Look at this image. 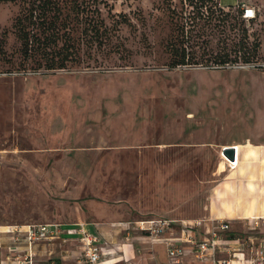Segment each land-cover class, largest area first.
Returning <instances> with one entry per match:
<instances>
[{
    "label": "rangeland",
    "instance_id": "374dc122",
    "mask_svg": "<svg viewBox=\"0 0 264 264\" xmlns=\"http://www.w3.org/2000/svg\"><path fill=\"white\" fill-rule=\"evenodd\" d=\"M55 1L76 43L85 8L109 37L80 45L65 69H38L12 29L21 5L0 0V225L153 213L239 232L264 215V151L252 145L264 144L262 58L221 66L201 48L198 64L170 68L178 0ZM233 2L220 5L264 19V0Z\"/></svg>",
    "mask_w": 264,
    "mask_h": 264
},
{
    "label": "trees",
    "instance_id": "16d2710c",
    "mask_svg": "<svg viewBox=\"0 0 264 264\" xmlns=\"http://www.w3.org/2000/svg\"><path fill=\"white\" fill-rule=\"evenodd\" d=\"M6 1L21 5L12 29L20 44L23 59L30 61L36 58L33 61L38 69H65L69 62L79 60L76 56L80 45H92L96 42L102 46L109 37L103 21L97 19V11L83 9L79 19L83 27L82 36L76 43L72 39L74 26L69 22L70 16L67 15L60 22L62 10L55 0ZM178 1L182 5L181 9L175 7L171 10L177 35L168 44L172 59L170 68L198 64L197 52L201 48L221 66L233 62L251 64L261 58L264 61V55L261 56L264 19L261 21L260 15L247 20L249 23L258 21L257 25L261 26L259 30L250 33L243 19V9L238 8L237 15H233L234 5L226 10L220 5V0ZM61 31L67 38L66 43L58 49ZM6 36L5 32L0 34V53L4 51ZM213 48H217V51L214 52ZM236 235L238 236L233 231L230 234L231 237Z\"/></svg>",
    "mask_w": 264,
    "mask_h": 264
},
{
    "label": "built area",
    "instance_id": "2783aa9c",
    "mask_svg": "<svg viewBox=\"0 0 264 264\" xmlns=\"http://www.w3.org/2000/svg\"><path fill=\"white\" fill-rule=\"evenodd\" d=\"M243 9L244 19L255 18L254 8L246 5ZM134 224L144 234L151 250L159 243H163L167 250L166 262L144 264H187V253L192 264H264V233L260 231L259 219L251 220L244 235L235 237L230 236V222L223 219L179 222L170 217L158 216L140 219ZM24 234L15 239L28 246L41 241L59 240L62 244L76 241L81 246L80 260L83 264H101L103 240L87 223L30 224L25 226ZM125 238L129 240L130 235ZM244 251H247L248 259ZM0 264L4 263L0 261ZM12 264L35 263L31 255L25 254Z\"/></svg>",
    "mask_w": 264,
    "mask_h": 264
},
{
    "label": "crops",
    "instance_id": "0c3cea01",
    "mask_svg": "<svg viewBox=\"0 0 264 264\" xmlns=\"http://www.w3.org/2000/svg\"><path fill=\"white\" fill-rule=\"evenodd\" d=\"M233 3H235V0ZM250 144L249 146L251 147ZM252 145H254V148L264 151V144ZM259 152L260 151H258V153ZM254 210L256 212V209ZM259 211L260 210H257V213ZM158 216L162 215L148 213L137 217L86 222L103 240L101 245L103 252L101 264H144L145 262L152 261L166 262L168 256L165 245L159 243L151 250L144 234H142L134 224L137 220ZM206 219L217 218L210 217ZM248 219L261 220L260 231L264 233V215L254 214L248 217ZM27 225L29 224L0 225L1 262L4 264H12L16 258L29 254L33 257L35 264H83L80 260L81 246L76 241H71L67 244H62L59 240L41 241L31 246H28L24 242L17 241L15 239L16 237H23L25 235L24 231ZM232 231L239 235V233L243 234L246 232L247 228L239 232L234 229H232ZM127 235H130L129 240L125 238ZM244 253L246 255L245 258L248 259L247 251H244ZM240 257L243 256L241 255ZM127 260L129 263H126ZM186 261L187 264H192L189 253H187ZM237 264L243 263L239 262Z\"/></svg>",
    "mask_w": 264,
    "mask_h": 264
}]
</instances>
